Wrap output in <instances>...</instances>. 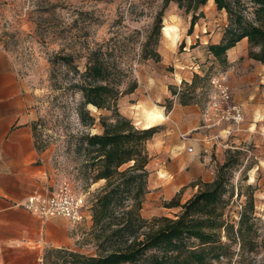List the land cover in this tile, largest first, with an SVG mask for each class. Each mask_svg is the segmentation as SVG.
Segmentation results:
<instances>
[{"label": "rangeland", "instance_id": "1", "mask_svg": "<svg viewBox=\"0 0 264 264\" xmlns=\"http://www.w3.org/2000/svg\"><path fill=\"white\" fill-rule=\"evenodd\" d=\"M163 4L164 0H0V45L12 56L20 77L33 94L31 108L33 123L37 124L34 134L37 146L42 148L40 151L47 155L46 186L53 191L67 182L77 193L86 195V217L80 223L84 234L73 250L96 254L90 231L92 200L98 185L89 187L80 175L78 141L69 135L81 131L102 132L100 116L111 117L112 112L89 106L97 123L84 125L76 111L80 95L62 94L52 88V74L64 81L68 69L60 65L53 70L51 59L56 55L85 52L97 43H104L107 57L127 69L129 76L123 89L128 88L130 81H138L133 94L126 93L120 98L124 103L123 113L120 112L140 128H145L148 110L163 109L169 114L173 101L171 94L190 88V82L184 77L192 71L194 76L203 74L197 78L195 97L203 109L208 98L209 78L215 74L224 73L228 77L233 98L242 109L239 98L246 100V94L254 95L248 102L249 112L244 114L242 129L232 134L238 138L237 142L225 149L226 158L229 151L241 150L240 164L235 168L232 180L234 210L238 215L248 194L254 192L257 239L260 244L264 241V64L254 59L252 65H247L245 58L230 63L211 53L210 42H204L209 38L207 35L223 33L227 23V14L223 15L214 1H208L201 8L192 29V13H186L172 3L164 13L160 32L156 23ZM164 26L170 27V35L164 31ZM148 40L151 41L149 49L156 47L160 59L144 57ZM83 63L84 60L81 68ZM250 75L252 81L243 86L241 78ZM190 138H193L192 134ZM168 165V160L153 155L150 192L142 209L143 216L149 220L161 215L174 216L179 208L167 207V203L176 195L184 202L199 189L195 184L201 179L189 183L176 195H167L164 179L169 177ZM239 190L241 197L237 196ZM91 214L92 223L88 225L86 221ZM235 247L239 251V245ZM52 250L46 251L43 264H65V254ZM243 258L245 264H264V247L261 245L253 253H245ZM241 259L242 256H235L234 264H239Z\"/></svg>", "mask_w": 264, "mask_h": 264}, {"label": "trees", "instance_id": "2", "mask_svg": "<svg viewBox=\"0 0 264 264\" xmlns=\"http://www.w3.org/2000/svg\"><path fill=\"white\" fill-rule=\"evenodd\" d=\"M208 1L164 0L157 16L158 30L161 32L164 13L172 3L192 13V29L198 12ZM213 1L219 11L227 14V23L221 41L208 45L211 53L218 59H227V51L247 38L249 57L264 64V0ZM150 44L148 40L144 57L160 59L156 47L149 49ZM107 55L105 44L97 43L85 52L56 55L51 59L53 70L60 65L68 69L64 81L52 74V88L62 94L80 95L76 111L84 125L97 123L89 106L111 111L112 115L100 116L102 132L69 135L77 138L76 150L81 155L78 171L89 187L105 179L96 189L91 206L90 235L96 254L55 247L48 251L63 252L65 264H234L235 256H242L239 264H245L243 255L253 253L261 245L264 247V241L260 244L257 239L254 192L248 194L238 215L234 210L232 180L240 164L241 150L229 151L225 161L218 165L214 179L197 182L195 186L199 185V189L186 201L174 196L167 203V207L179 208L174 216H155L151 220L144 217L142 209L150 192L152 174L148 141L157 127L140 128L120 112V98L134 92L138 81H130L128 88L123 89L129 73ZM199 74L194 76L188 90L173 92L180 96L182 104L198 102L195 97ZM33 128H37L36 123ZM237 196H242L241 190Z\"/></svg>", "mask_w": 264, "mask_h": 264}, {"label": "crops", "instance_id": "3", "mask_svg": "<svg viewBox=\"0 0 264 264\" xmlns=\"http://www.w3.org/2000/svg\"><path fill=\"white\" fill-rule=\"evenodd\" d=\"M222 13L226 15L224 11ZM207 36L209 38L204 42L219 43L223 33ZM248 53L249 42L244 38L227 51V60L231 63L245 58L246 64L252 65L254 59L249 58ZM193 76L192 71L186 73L184 79L191 83ZM248 81H252L251 75L241 78L243 86ZM246 95V100L239 98L244 114H248V102L254 96ZM170 97L172 108L168 115L165 113V120L169 121L152 124L157 131L148 141V148L152 159L155 155L169 161L164 192L176 195L193 181L213 180L216 168L226 159L225 148L236 143L238 138L231 136L223 143H215L210 138L219 129L200 128L203 108L199 102L182 104L178 94ZM33 100L12 56L0 45V264H43L48 249H73L84 234L80 223H72L64 217H43L23 205L34 193L48 196L56 189L51 191L46 186L47 155L37 147L31 108ZM123 104L120 99L122 113ZM104 183L105 179H102L95 184L100 187ZM89 217L86 224L91 225L92 214Z\"/></svg>", "mask_w": 264, "mask_h": 264}, {"label": "built area", "instance_id": "4", "mask_svg": "<svg viewBox=\"0 0 264 264\" xmlns=\"http://www.w3.org/2000/svg\"><path fill=\"white\" fill-rule=\"evenodd\" d=\"M243 121L244 111L233 98L228 77L224 73L211 76L200 128L219 129L212 133L210 139L215 143H223V140L242 129ZM189 150L192 151L193 148L190 147ZM23 205L43 217H64L72 223H81L86 217V195L77 193L67 182L61 183L48 196L32 194Z\"/></svg>", "mask_w": 264, "mask_h": 264}, {"label": "bare ground", "instance_id": "5", "mask_svg": "<svg viewBox=\"0 0 264 264\" xmlns=\"http://www.w3.org/2000/svg\"><path fill=\"white\" fill-rule=\"evenodd\" d=\"M164 31L170 35V27L164 26ZM166 119V114L163 109H156V110H148L146 114V122L144 127L149 128L152 127V124L155 122H160Z\"/></svg>", "mask_w": 264, "mask_h": 264}]
</instances>
